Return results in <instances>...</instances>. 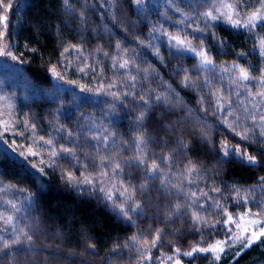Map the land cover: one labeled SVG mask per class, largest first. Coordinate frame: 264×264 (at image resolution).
<instances>
[{
	"label": "trees",
	"instance_id": "obj_1",
	"mask_svg": "<svg viewBox=\"0 0 264 264\" xmlns=\"http://www.w3.org/2000/svg\"><path fill=\"white\" fill-rule=\"evenodd\" d=\"M8 2L12 3V8L8 12L5 13L0 9V17L8 16L7 27L5 28L0 22V31L7 33L2 39L12 43L13 53L20 56L23 62L0 57V105L5 111L0 114V213L12 214L13 210L7 201L12 200L16 203L20 211L15 212V222L30 234L35 233L33 236L35 247L22 245L6 249L0 252V264H133L131 257L137 255L134 251L130 252L121 247L119 251L114 252L113 247L116 244L123 246L129 237L140 233L148 237L150 246L152 234L149 229L157 228H162L166 235L161 236L163 248L152 249L154 260L158 251L173 255L174 249L179 248L181 255L177 258L184 264H264V237L250 248L243 249L238 257L236 253L243 248L245 241H236L231 246L224 245L225 253L218 262L211 253H197L191 258L182 255L183 252L197 245L207 247L230 236L234 240L239 233L237 223L243 216L252 215L264 220V211H260L264 208V185H260L257 181L259 176H264V167L247 168L237 163L235 159L231 163L217 165L216 159L211 158L212 152L207 146H202L197 152L193 153L190 150L189 156L193 161L199 160L207 165L209 171L202 179L193 177L196 183L190 184L181 172L177 171L187 162L183 155L177 153L176 158L180 163L173 167L175 174L167 173L165 169L172 184L182 182L185 192L196 191L198 196L200 191L208 192L212 199L207 201L206 211L194 210L210 223L216 221L220 223L216 224L214 229L201 227L200 232H197L192 227L190 216L180 218L173 216L172 221L166 222L164 215L168 212L169 203L174 204L177 199L182 203L187 197L181 193L178 198L175 189L171 190V194H162L158 182L149 181V191L153 189L157 191L149 197L151 203L144 209L145 216H134L136 224L129 225L123 220L116 219L115 214L104 206V201L99 199L101 193L89 192L86 190L87 186H82L84 190L77 192L65 184L61 170H73L74 166L63 156L56 158L59 167H47L46 165L52 163L49 159V146L40 140V137L45 140L55 137L58 141L57 146L59 144L71 146V138L54 129L63 126L73 133L84 129L78 141L83 147H77L76 154L84 163H88L85 153L94 155L95 152L92 147L95 141L86 139V136L90 137L97 131L96 128L91 127L93 122L99 125L101 130L108 127L110 130L115 128L120 135L127 133L134 116L126 115V112L129 109L138 111L134 108L132 99L127 98L125 107H121L120 102L113 101L111 96L95 91L102 80L104 84L114 80L122 88H128L127 75L123 69H113L111 60L102 53H97L95 49L102 46L103 52L114 55L113 45L119 40L122 47L131 52L136 48V38L139 37L147 42L153 27L163 26L162 31L181 37L188 36L189 39L199 36L200 33L193 32L187 25L192 20H198L199 26L203 27V21L199 20L198 14L214 7L213 0H144L139 11L129 0H116L117 15L122 23H113L110 19V7H106L104 11L108 14L103 17L89 12V23L92 27L83 36L78 30L79 22L73 23L72 17L65 14L61 0H4L5 5ZM85 2L91 4L93 0H80V3H75L74 0V6L80 8L81 3ZM257 7L259 0H247L248 11H254ZM196 26V24L192 25L193 28ZM125 28L127 32L124 31ZM214 31L220 38H226L231 45L227 49V54L218 52L215 48L211 49L215 62L219 65L222 62L231 64L235 61L247 68L252 75L259 77V70L264 69V58L257 54L255 43L258 37L264 36V27H258L253 33H249L243 29L235 30L227 24L218 23ZM156 35L155 43L160 47L165 61L170 63L166 68L162 67L150 53L145 55L146 50L143 48H137L141 53L137 62L145 61L141 67L151 65L161 73L165 81L175 87L183 100L193 108L190 120L202 116V113L196 111L197 93L181 89L179 80L172 71L178 65L191 69L195 60L187 53L184 54L183 60L175 59L169 53L167 37L159 33ZM192 43L197 45L199 41L192 40ZM72 44L82 46V52L69 51L61 56V47ZM25 45L36 48L38 53L29 51ZM205 45L210 46L211 40L206 39ZM241 52L247 55H238ZM53 65L57 67L63 79L52 74L50 69ZM81 67L85 68L84 72L78 70ZM132 74H135V70ZM208 75L214 77L213 87H219L221 84L225 88L229 87L228 74H223V80L220 74ZM145 84L158 92H164L163 88L158 87L159 81L152 77H149ZM81 86L92 91H82ZM128 90L147 93L148 88H142L138 78L137 88H128ZM252 90L255 92L257 88L253 87ZM235 91L233 87L231 100L243 120L242 109L246 105L251 110V104L243 89L240 90L239 97L235 95ZM206 93L207 89L204 94ZM2 99L5 100L3 103ZM241 101L243 104L240 103ZM182 111L186 110L178 109V112ZM207 116V123L211 126L209 135L213 142L219 143L227 139L230 144H239L243 149L247 142L240 141L239 137L229 134L219 125L217 117L211 115V109ZM170 118L176 120L178 116L173 114ZM23 122H27V126ZM247 123L251 124V121ZM32 124H35V131L31 129ZM152 127L156 125L153 124ZM256 131L259 129L257 128ZM152 134L159 139L156 133ZM61 136L63 139H60ZM124 138L127 139L126 136ZM254 139L259 141L260 138L254 137ZM258 147L259 144L256 143L248 150L258 155L253 151V148ZM149 150L155 151L157 156H160L167 153L169 147L163 143L159 146L150 144ZM30 151H35L39 155L31 156ZM112 151L115 153L118 149ZM121 155L127 157L129 153L125 150ZM96 163H99L98 159ZM213 166L221 167L223 170L213 174L211 171ZM41 167H44V174L39 172ZM96 172L97 170L89 165L86 171L81 170L74 174L81 179L84 176L94 179ZM128 172L129 170L125 169V175ZM41 185L46 188H42ZM212 187H217L220 191L212 192L210 191ZM236 190L239 191V195ZM113 192L118 195L115 189ZM242 198H248L247 202ZM137 199L144 198L137 194ZM216 201L224 206L226 214H221L220 209L215 206ZM118 202L122 201L118 200ZM227 214L232 216L234 223L227 225L223 223ZM36 220L39 223H34ZM229 228L231 233L228 232ZM3 229L4 226L0 224V236L10 239L11 228L7 231ZM82 231H85L91 239L82 238ZM87 243L95 244V253L98 255L93 254V251L86 247ZM171 263V261L166 262V264Z\"/></svg>",
	"mask_w": 264,
	"mask_h": 264
},
{
	"label": "snow or ice",
	"instance_id": "obj_2",
	"mask_svg": "<svg viewBox=\"0 0 264 264\" xmlns=\"http://www.w3.org/2000/svg\"><path fill=\"white\" fill-rule=\"evenodd\" d=\"M63 10L66 15H69L73 19V23L79 22V32L83 36L88 29L92 27L89 23V12H94L98 16L103 17L108 13L104 11L106 7L111 8L110 19L114 24L122 23L117 15L118 7L116 0H93V3L87 2L81 3L80 8L74 6V0H61ZM130 3L135 4L139 11L142 7L144 0H129ZM75 3H80V0H75ZM247 0H220L218 6H214L212 9L199 13V20L203 21L204 26H199L198 20H192L187 25L193 32L200 33L199 36H193L191 39L188 36L181 37L179 35H173L166 31H162L161 28H152V31L147 39V42L137 37L136 48H133L131 52L127 48L122 47L121 41H116L113 45L115 49L114 55H109L107 52H103V47L98 46L95 51L102 53L104 57L111 60V67L113 69H123L127 75L128 88L136 89L137 81L139 78L140 86L147 87V93L139 91H129L128 88H122L116 81H110L107 84L101 82L95 91L104 93L111 96L113 101H119L121 107H125V100L131 98L134 102V108L138 111L129 109L126 115L134 116L130 130L123 135H120L115 128L111 130L108 127H104L102 130L95 122L91 125L97 129L96 133L86 136V139L95 141L92 145L95 150L94 155L85 153V158L88 163H84L80 157L76 154L77 147H83L78 144L80 139V133L84 131L81 129L77 133L66 130L63 126L58 129H54L56 132H63L64 136L71 138V146L65 144H58L55 137H51L45 140L40 137V140L49 146V159L51 164L47 167L56 168L59 165L56 164V158L63 156L70 164L74 166L73 170L62 169L61 177L67 186H70L75 191L80 192L83 189L82 186H87L86 190L89 192L101 193L100 200L104 201V206L115 214V218L123 220L129 225H135L136 221L133 219L136 217L145 216V207H147L151 201L149 197L155 194L157 191L153 189L149 191V181L158 182L162 194H171V190L175 189V195L179 198L183 193L187 198L181 203L179 199L173 204L169 203L168 212L164 215V220L172 221V217L177 218L183 216H190L192 220V227L200 232L201 227L215 228V223H210L204 216L198 214L194 209H204L206 211V204L212 197L208 192L200 191L199 196L196 191L185 192L183 183L172 184L171 178L167 173H173L174 165L180 163L176 158L177 153L183 155L186 158V163L180 171L182 176L188 180L190 184L196 183V178H204L205 174L209 171L208 166L201 163L199 160L193 161L189 156V151L197 152L202 146L212 152L213 159H216L217 165H223L231 163L233 159L244 167L259 169L264 167V69L259 70V77L254 76L251 72L233 61L231 64L222 62L217 64L212 55V48H215L218 52L227 54V49L231 47L228 44L226 38H220L215 33L214 29L218 23L227 24L231 29L240 30L243 29L246 32L253 33L258 27H264V0H259V7L254 11H248L246 8ZM12 8V3L8 2L6 5L4 0H0V9L5 13ZM179 10V9H177ZM191 19V17H189ZM0 22L4 27H7L8 16L4 15L0 17ZM196 24V27H192ZM127 32V28L124 29ZM157 33L167 37V45L170 55L175 59L183 60L184 54H190L195 60L193 68L189 69L183 65H178L173 68V72L176 78L179 80V87L181 89H187L197 93L196 100L198 107L196 111L202 113V116H196L193 120H190L193 108L190 107L181 97L180 93L176 91L172 84H169L163 79L161 73H159L154 67L149 65L148 67H141V64L145 61L141 60L137 62L141 53L137 51V48H143L146 50L145 55L151 54L161 64L162 67H167L170 61L166 62L161 54L160 47L156 45ZM7 33L0 31V57L11 58L12 60L23 62L20 56L15 55L12 51V43L4 41L3 36ZM210 39L211 45L206 46L205 40ZM192 40H198L199 43L194 45ZM25 48L31 52H37L36 48H29L25 45ZM255 49L258 50L257 54L264 58V36L258 37L255 43ZM82 46L76 44L69 45L67 47H61V56L69 51L82 52ZM240 56H246L247 53H238ZM91 67V65H86ZM67 66L65 67L66 70ZM51 72L59 79H63L62 74L57 70V67L53 65ZM81 72L85 71L84 67L78 69ZM135 70V74L133 73ZM209 73L220 74L221 80H223V74H228V80L230 81L229 87L225 88L223 84L219 87H213L214 77L208 75ZM149 77H152L159 81L158 87L164 89V92H158L156 89L151 88L150 85H146ZM171 79V75L169 76ZM199 81V83H198ZM255 81V84L251 82ZM72 83L71 81H69ZM233 87L236 89L235 95L240 96V90L243 89L246 97L251 104V110L245 105L242 109L244 119L241 120V115L233 106L231 96L233 94ZM253 87L257 88V91L253 92ZM115 89V90H114ZM205 89H207L206 95ZM82 91H92L81 86ZM207 96V99H206ZM7 99V98H5ZM138 101V103H137ZM243 104V101L240 102ZM11 107V105H9ZM178 109H185L186 111L178 112ZM211 109V115L217 117V123L223 126L229 134H233L235 137H239L240 141L247 142L243 149L239 144L232 145L227 139L221 140L219 143H215L212 137L209 135L211 126L207 123V113ZM115 110V104L113 105V111ZM173 114H177L178 118L172 120L170 117ZM251 121L248 124L247 121ZM27 126V122H23ZM156 127H152V125ZM151 128V131H150ZM259 131H256V129ZM31 129L35 131V124L31 125ZM90 130V129H89ZM152 133H156L159 139H156ZM127 137L125 139L124 137ZM170 137V138H169ZM254 137H259V141ZM63 139V136L60 137ZM163 143L169 147V151L163 155L157 156L155 151L149 150L150 144H156L159 146ZM259 144L258 148H253V151L258 155L252 154L248 150L253 144ZM112 149H118L115 153ZM127 150L129 155L124 157L122 152ZM107 154H102V152ZM31 156H37L39 153L30 151ZM99 163H96V160ZM89 165L97 170L96 177L89 179L88 176H84L83 179L77 177L74 173L81 170H87ZM163 165V167H162ZM35 167V165H33ZM125 169L129 172L125 175ZM167 169V173L165 171ZM223 169L218 166H213L211 171L213 174L219 173ZM41 174H44V167L39 169ZM257 181L260 185H264V176H259ZM118 182V183H117ZM42 188L46 186L41 185ZM113 189H115L114 194ZM212 192H219L220 189L212 187ZM237 195H239V191ZM137 194L143 197V200L137 199ZM203 198V199H201ZM247 202L248 198H242ZM118 200L122 202H118ZM13 210L12 214L5 215L0 213V224L4 226V231L11 228V238L5 239L0 236V252H4L6 249H11L14 246L28 245L30 248L35 247L33 240L34 232L30 234L29 231H25L24 227H20L16 223L15 212H19L20 208L12 200L7 201ZM215 206L220 209L221 214H226L224 206L220 205L218 201L214 202ZM251 210L249 209V212ZM260 211H264L261 208ZM34 223H39L38 220ZM225 225L228 223H234L230 214L226 215V219L223 222ZM252 223H257L253 221ZM238 227V225H237ZM152 234V239L149 246L148 237L143 233L134 234L129 237L123 246L116 244L113 247V251H119L121 247L128 249L130 252H135L137 255L131 257L133 264H166L167 261H171L172 264H181L180 259L177 257L181 255L179 248L174 249L173 255H166L163 252L158 251L155 260L152 256V249L163 248V241L161 236L166 235L162 228L155 230L149 229ZM247 232V230H245ZM231 233V229H228ZM81 237L85 240H90L85 231L81 232ZM261 237H264V228L252 230L247 236L246 241L243 243V248L236 253V256L242 254L243 249L250 248L254 243H257ZM240 236H236L235 240L231 239V236L223 241H216L207 247H201L199 245L194 246L189 251L182 253L183 256L194 257L195 254H208L211 253L215 260L218 262L221 259V255L225 253L224 245L231 246L240 240ZM141 240L143 243H141ZM86 247L95 253V244L87 243ZM98 255V254H97Z\"/></svg>",
	"mask_w": 264,
	"mask_h": 264
},
{
	"label": "rangeland",
	"instance_id": "obj_3",
	"mask_svg": "<svg viewBox=\"0 0 264 264\" xmlns=\"http://www.w3.org/2000/svg\"><path fill=\"white\" fill-rule=\"evenodd\" d=\"M219 2L218 0H213V6H218ZM213 8V7H212ZM210 8V9H212ZM209 9V10H210ZM5 100L2 99V103ZM4 109L1 107L0 105V114L4 113ZM253 221H256L257 223H252ZM238 225V229H239V233L237 236H240V240H236V241H246V236L252 231V230H259L260 228H264V220L258 217H254L252 215H247V216H243L241 217L240 221L237 223ZM247 230V232L245 231ZM236 237H234L235 240ZM181 261V260H180ZM172 264V263H171ZM181 264H184L181 261Z\"/></svg>",
	"mask_w": 264,
	"mask_h": 264
}]
</instances>
